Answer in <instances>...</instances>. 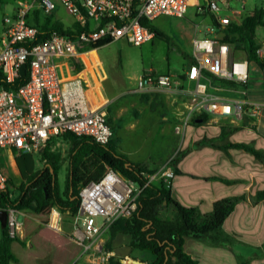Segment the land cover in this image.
Wrapping results in <instances>:
<instances>
[{
  "label": "built area",
  "instance_id": "1",
  "mask_svg": "<svg viewBox=\"0 0 264 264\" xmlns=\"http://www.w3.org/2000/svg\"><path fill=\"white\" fill-rule=\"evenodd\" d=\"M74 18L78 26L73 37L56 31L46 39L38 40L39 29L29 23L36 10L50 17L57 10L55 0H23L12 15L4 18L0 37V70L8 84L28 75L25 84L17 89L0 84V152L30 154L40 159L42 152L53 138L66 133L88 137L107 145L113 137L105 103L97 105L94 88H102L104 71L95 68V76L87 71L84 56H89L90 46L103 39L110 44L124 41L131 46L151 42L156 33L152 22L161 16L182 18L192 0H58ZM229 8L227 0H211L200 9L214 17V22L228 26L232 20L222 16ZM234 14H239L234 11ZM213 29H211V32ZM100 48V47H99ZM99 48H94L98 50ZM264 60V43L258 49ZM194 60L183 81L178 73L148 71L136 79L134 92L138 94L178 93L188 96L185 113L175 132L183 135L196 124V119L208 114L215 118L208 121L224 126H238L247 121L249 128L257 126L262 103L247 98L228 100L221 97L224 89L242 88L250 80V61L235 57L232 44L214 36L197 37L192 42ZM26 65L24 76L20 73ZM207 73L219 80L213 82ZM221 81L240 84L223 85ZM190 83L192 86H186ZM221 118V119H220ZM143 186L106 166L98 181L82 183L78 211L72 218L69 238L81 247L80 254L71 264H109L116 257L107 248L112 225L130 218L138 208L145 187L161 180L171 189L176 172L165 169L160 174H142ZM8 176L0 165V192L8 186ZM12 197V194L10 195ZM7 226L12 238H23V211L8 207ZM56 212V214H55ZM48 228L63 232V213L53 207Z\"/></svg>",
  "mask_w": 264,
  "mask_h": 264
},
{
  "label": "crops",
  "instance_id": "2",
  "mask_svg": "<svg viewBox=\"0 0 264 264\" xmlns=\"http://www.w3.org/2000/svg\"><path fill=\"white\" fill-rule=\"evenodd\" d=\"M209 1L192 0L190 7L197 4L198 8L194 14L197 21L190 22L186 15L182 17L184 22L176 27L177 50L191 56L195 38L211 34L223 40L226 26L215 25L211 14L200 11ZM227 1L229 8L224 9L222 16L230 17L231 24L237 25L242 23L248 14L247 10L253 11L259 4L258 0ZM234 11L239 14L235 15ZM161 17L152 22V27L164 34L156 23ZM259 29L256 30L257 35ZM235 57L247 59L245 51L243 56L235 54ZM84 62L86 72L89 71L96 79L95 68H98L96 66L100 62L98 52L91 50L89 56H84ZM188 67L184 75L180 73L184 80ZM102 69L105 73L104 81L102 88L98 82L94 88L95 100L97 105L105 103L113 129L111 142L119 153L141 165L147 174H160L165 169L174 170L176 176L170 189L172 199L181 206L198 208L202 214L210 213L218 200L243 197L222 226L223 231L235 239L233 246L212 247L202 240L187 239L184 245L186 254L197 264H264V200L253 202L255 195L264 191V161L245 149L230 146L245 144L264 154V108L254 128H249L247 121L238 126H224L222 119L219 123L207 120L194 124L183 135H178L174 128L184 116L187 94H138L134 92L136 79L145 71L127 82L125 76L122 79L108 76L103 66ZM150 71L159 73L153 69ZM187 85L192 86L186 83L185 87ZM241 89H224L221 97L233 101L247 98L254 103H262L264 69L250 61V80L244 85L246 95ZM155 138L160 140L152 148L149 142ZM2 153H8L9 160L13 162L14 154L10 150H3ZM159 181L160 184L162 181ZM176 212L174 207L169 208L172 215ZM128 249L130 253L124 254L126 258L131 254V249ZM112 250L116 253L115 245Z\"/></svg>",
  "mask_w": 264,
  "mask_h": 264
},
{
  "label": "trees",
  "instance_id": "3",
  "mask_svg": "<svg viewBox=\"0 0 264 264\" xmlns=\"http://www.w3.org/2000/svg\"><path fill=\"white\" fill-rule=\"evenodd\" d=\"M29 23L38 27L40 33L38 40L46 39L53 31L73 37L75 30L78 29L76 24L66 27L62 23L55 22L52 16L43 17L38 10L29 18ZM214 24L217 25L216 22ZM258 27H264V7L249 12L240 25L226 26L222 41L242 45L247 59L264 69V60L257 52ZM153 30L157 37L167 38L157 29L153 28ZM108 44H110L109 40L103 39L96 46L87 47L85 50ZM181 52L185 57L191 58L186 52ZM191 60L194 62L192 58ZM207 75L213 82L219 83L213 74L207 73ZM182 79L184 80V77ZM27 80L28 75L17 79L13 84H8L0 70V84L7 88L17 89ZM221 84L240 86L226 81H221ZM197 119H202L203 122L208 120L206 116ZM63 137L71 143L64 189L58 179L63 165L62 155L51 151L50 148L57 138H53L42 152L39 159L42 163L41 168H37V157L14 153L21 183L15 186L11 179L8 180L7 188L0 192V209L11 207L27 213L23 217L22 239L10 237L7 228L2 230L0 264L11 262L40 264L43 260L48 264H71L80 254L81 247L67 234L48 228L52 208H58L63 214L75 215L80 203V184L98 181L103 176L106 166L114 168L124 177L141 186L146 182L142 176L146 173L143 167L119 153L112 142L101 145L91 138L71 133H66ZM213 146L218 147L214 144ZM230 146L245 149L264 161V154L248 145L231 144ZM14 190L18 192L16 198L10 196ZM242 199L243 197L236 196L223 198L214 203L210 213L202 214L198 208L184 207L175 202L170 190L162 182L159 185L149 184L139 199L137 211L130 218L118 220L112 225L107 248L112 250L114 240L122 237L128 243L127 246L131 249L134 259L142 252L148 254V258L143 261L145 264H197L185 252L186 240H202L212 247H232L235 239L226 234L222 226ZM262 200H264V191L258 192L253 198L254 203ZM162 207H174L177 212L172 219H163L160 214ZM111 264L122 263L112 258Z\"/></svg>",
  "mask_w": 264,
  "mask_h": 264
},
{
  "label": "rangeland",
  "instance_id": "4",
  "mask_svg": "<svg viewBox=\"0 0 264 264\" xmlns=\"http://www.w3.org/2000/svg\"><path fill=\"white\" fill-rule=\"evenodd\" d=\"M22 1L23 0H2L0 2V34H2L4 30L5 16L12 15V13L22 3ZM55 1L57 2L58 6L57 10L52 15L53 20H57L64 26L70 27L74 18L68 13L66 8H64L58 2V0ZM251 1L253 2L254 0H248V2ZM258 3L259 4H257L253 9L264 7V2L258 0ZM197 9V4H195L190 7L188 13L186 14V17L188 20H190V22L197 21L194 15ZM249 12H252V10H247V13ZM183 22L184 19L182 18H159L156 23L167 38L158 37L142 46L135 47L126 44L124 41H119L108 44L107 46L100 47L98 50H96L100 57V62L96 67L100 68L103 66L108 76H117L119 79H122V77L125 76L127 82H130V80H132L135 76L144 71H150V69H153L159 73H178L179 75L180 73H182V75H184V72L186 71L192 60L189 57H185L182 54L181 50H177L175 41L176 27H178V25ZM259 30L260 31L258 35L256 34V42L258 46L261 47L264 40V27H260ZM232 48L237 56L244 55V49L242 45L232 43ZM245 58H247V56ZM113 111H115L114 106ZM212 118H215V115L208 114V119L211 120ZM158 140H160V138H155L154 140L149 142V145L153 146L152 148H155L158 145ZM70 147V141L63 136L57 138L50 147L51 151L60 153L63 158L62 169L58 174V179L63 189L68 175V158ZM8 156V153L0 152V165L6 172L8 178L13 181L14 185L19 186L21 183V179L14 163V159L12 162L9 160ZM36 163L37 168H41L42 163L40 162L39 158H36ZM159 182V180L154 181V184L159 185ZM17 195L18 192L14 190L12 192V198H16ZM26 213L27 212L23 211V215ZM160 214L163 219H172L174 217V215L169 213V208L167 207H162L160 210ZM20 219H22V216H20ZM63 222V234L68 235V233L72 229V218L69 213L63 214ZM2 230L3 228L0 223V242L2 238ZM127 244L128 243L122 237L114 240L116 262H121L122 264H145V262L143 261L148 258V254L146 253L142 252L140 254H137V256H135V259L133 258L134 256L131 255L132 253L129 254L128 258L124 256L125 253H130L129 249L127 248ZM10 264L17 263L11 262ZM40 264H48V262L46 260H43L40 262ZM109 264H111V262Z\"/></svg>",
  "mask_w": 264,
  "mask_h": 264
},
{
  "label": "water",
  "instance_id": "5",
  "mask_svg": "<svg viewBox=\"0 0 264 264\" xmlns=\"http://www.w3.org/2000/svg\"><path fill=\"white\" fill-rule=\"evenodd\" d=\"M26 71H27V67L24 64L20 68L21 75L24 76L26 74ZM195 121H196V123H202L203 122L202 119H196ZM0 223H1L2 228L5 229L7 226V212L4 209H0Z\"/></svg>",
  "mask_w": 264,
  "mask_h": 264
}]
</instances>
